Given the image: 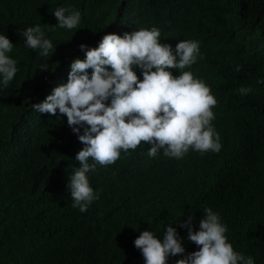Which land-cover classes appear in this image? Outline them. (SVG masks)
<instances>
[{
	"label": "clouds",
	"instance_id": "obj_1",
	"mask_svg": "<svg viewBox=\"0 0 264 264\" xmlns=\"http://www.w3.org/2000/svg\"><path fill=\"white\" fill-rule=\"evenodd\" d=\"M0 1V161L15 162L0 264H255L224 211L194 210L264 160V124L246 128L264 109L237 77L264 67L253 0Z\"/></svg>",
	"mask_w": 264,
	"mask_h": 264
},
{
	"label": "trees",
	"instance_id": "obj_2",
	"mask_svg": "<svg viewBox=\"0 0 264 264\" xmlns=\"http://www.w3.org/2000/svg\"><path fill=\"white\" fill-rule=\"evenodd\" d=\"M209 1V0H208ZM247 20H254L257 25L264 26V0H253L247 8ZM13 18L12 12L9 8L0 1V28L10 29ZM189 30L192 34L204 36V31L197 23L190 25ZM213 34H206V37ZM203 37H200L202 40ZM54 42L57 44L56 55L65 52L67 48L62 44L60 39L53 36ZM15 52L20 58L28 56L24 54L17 47ZM246 65L240 70L241 73L237 75L238 80L242 82L245 87H251L253 91L248 95L242 97V105L252 108L255 116H259L264 109V84L257 83L259 80H264V67L258 66L255 62L251 63L249 59H245ZM264 124V118L257 117L251 123L246 125V128H253L259 133ZM232 153L231 143L225 146L222 156L227 157ZM8 168H15V162L0 161V216L8 215V202L13 194L15 184L9 179L6 174ZM257 173L253 172L252 176L244 174L243 180L236 184L229 185L224 189L212 193L205 201L196 206L198 208L210 207L213 211L217 210L222 214L224 211L230 220L222 222L227 226L225 235L227 239L232 240L234 248L242 251L245 257L251 256L255 264H264V160L258 161L255 166ZM232 210H239L243 217L239 220L232 218L229 213ZM198 210L193 212L190 216L192 221L198 216ZM185 217L178 225L185 223L188 220ZM14 222V221H13ZM17 229V222L13 223ZM5 233L8 235L11 229L8 225L4 226ZM24 228V223L22 224ZM18 230V229H17ZM6 246L3 250L10 249L18 253L21 248L18 235L5 238ZM1 243V241H0ZM198 247H193V251H198ZM1 252V251H0ZM12 254L5 259L6 264H11Z\"/></svg>",
	"mask_w": 264,
	"mask_h": 264
}]
</instances>
